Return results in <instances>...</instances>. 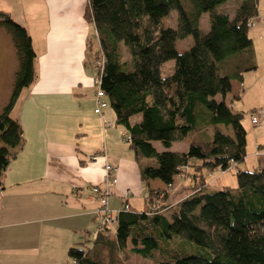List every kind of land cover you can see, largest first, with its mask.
<instances>
[{"label":"trees","instance_id":"1","mask_svg":"<svg viewBox=\"0 0 264 264\" xmlns=\"http://www.w3.org/2000/svg\"><path fill=\"white\" fill-rule=\"evenodd\" d=\"M229 1L88 0L85 19L94 27L100 54L95 64L104 58L100 89L116 124L131 138L142 182L159 180L171 188L191 171L198 183L173 208L171 220L163 214L171 206L150 210L160 197L168 199L167 191L149 190L143 212L129 204L126 211L125 202L115 224L93 239L92 248H71L69 260L127 264L122 256L131 253L153 264H264V160L253 171L239 170L247 158L244 113L225 101L231 81L242 82L256 69L249 29L259 0H242L233 17L220 12ZM172 11L177 29L163 24ZM204 14L210 15L207 33L200 29ZM0 31L12 37L19 60L10 101L0 114L2 192L4 175L24 144L22 127L11 114L36 79V54L25 28L1 11ZM188 37L192 46L179 53L177 43ZM123 47L130 64L121 60ZM172 61L174 72L164 75L163 66ZM137 116L141 120L133 124ZM154 142L165 151L157 152ZM178 142L188 144L186 153L170 151ZM262 149L257 147V158H264ZM233 167L238 168L237 187L212 190L205 174Z\"/></svg>","mask_w":264,"mask_h":264},{"label":"crops","instance_id":"2","mask_svg":"<svg viewBox=\"0 0 264 264\" xmlns=\"http://www.w3.org/2000/svg\"><path fill=\"white\" fill-rule=\"evenodd\" d=\"M241 1L223 7L233 3L234 11ZM87 5L88 0H0V11L25 28L36 54V79L11 114L22 127L24 144L0 192V264H68L71 248H92L86 242L98 227L100 204L90 191L103 186L105 178V161L92 164V155L105 154L118 169L108 204L112 212L122 210L125 198L134 211H145L149 190L167 191L174 208L198 183L191 171L171 188L159 180L142 182L140 165L125 141L128 132L116 124L115 112L108 107L102 115L94 113L96 71L89 52L90 44L96 41L98 48V43L85 19ZM249 37L256 69L242 82L231 81L225 101L234 102V110L264 78V0H259ZM18 69L13 39L0 31V113L10 101ZM170 151L186 153L188 144L175 143ZM223 174H205L210 188ZM131 191L141 195L143 210H137V200L129 201L135 197Z\"/></svg>","mask_w":264,"mask_h":264},{"label":"rangeland","instance_id":"3","mask_svg":"<svg viewBox=\"0 0 264 264\" xmlns=\"http://www.w3.org/2000/svg\"><path fill=\"white\" fill-rule=\"evenodd\" d=\"M233 2V1H232ZM233 6V3H229V5L225 7H220V12L225 11L226 13L228 12L231 17H233V11L231 10ZM163 24L167 28L171 29H177V13L175 11L170 12L169 16L163 21ZM200 29L204 32L207 33L210 29V15L209 14H204L200 20ZM93 38L97 39V37L93 36ZM96 41L94 43H91L90 46V51L92 55H90V60L95 64L96 59L99 57V47L95 45ZM193 44L192 37H188L183 41H179L177 43V50L179 53H184L190 49V47ZM121 60L125 62L126 64H130V56L129 53L124 47L121 49ZM175 69V62H169L163 66V74L167 75L168 73H173ZM253 72V71H252ZM261 84L258 85V87L253 90V92H250L245 95L244 100L241 102V105H238L237 103L236 106V112H243L244 113V119H243V127L245 128L247 132V158L246 161L239 166V169L242 171H253L256 167L259 165V162L263 161L264 158H257L256 157V152H257V143H260V145L263 146L262 151L264 152V78L261 80ZM220 98V97H218ZM230 99H228V104ZM2 113V112H1ZM0 113V114H1ZM251 116H255L258 120V124L256 126L251 124ZM140 117H135L132 120V123L135 124L137 123ZM153 147L157 150V152L161 153L164 150L163 146L159 142H154ZM262 163V162H261ZM263 165V163H262ZM255 167V168H253ZM221 174V173H220ZM236 169H231L225 174H223L220 179L211 186L212 190H221L223 188H235L237 187L236 183ZM132 192V191H131ZM134 198L128 197L129 201H132L134 199L139 202L138 204V211L143 210L144 204L141 201V195H136L134 192H132ZM169 198V196H168ZM166 206L170 207V202L167 199L165 201ZM174 209L169 208L167 209L163 214L171 220L173 214H174ZM98 221H100L98 219ZM89 237V238H88ZM87 239L90 240V242H86L89 245H91L93 241V231L89 234ZM85 239V238H83ZM88 241V240H87ZM84 246L80 245L78 248L83 249ZM122 260L126 262L127 264H153L150 260L147 259H140L136 257L135 255L131 254L130 255H124L122 256Z\"/></svg>","mask_w":264,"mask_h":264},{"label":"built area","instance_id":"4","mask_svg":"<svg viewBox=\"0 0 264 264\" xmlns=\"http://www.w3.org/2000/svg\"><path fill=\"white\" fill-rule=\"evenodd\" d=\"M104 70V58L97 61L95 65V71H96V78L94 79V86L97 88L96 90V97H95V103L96 107L94 110V113L96 115H102V112L109 107V104L106 100V96L103 91L100 89L101 85V77L103 75ZM251 124L256 126L258 124V120L255 116H251ZM126 142H130L131 138L129 135L125 137ZM90 163H97L99 160H104V170H105V178L103 182V186H94L92 187L90 194L91 197L97 199L99 201V208L95 212L96 216L99 218L98 227L94 233V239L97 237V235L104 231L106 227H110L115 224L118 213L112 212L109 210L108 204H109V198L112 195V190L115 188L118 184L117 179V171L118 169L110 165L107 161V156L105 154L102 155H92L89 157ZM129 194H127L128 196ZM126 203H127V198ZM166 206L165 202L163 201L162 197L159 198V200L156 202L154 207L150 208L151 213L160 212L162 210V207ZM124 209L128 211L129 205L128 203L124 206ZM68 264H77L75 260H70Z\"/></svg>","mask_w":264,"mask_h":264}]
</instances>
